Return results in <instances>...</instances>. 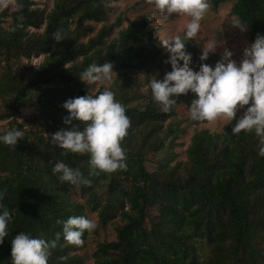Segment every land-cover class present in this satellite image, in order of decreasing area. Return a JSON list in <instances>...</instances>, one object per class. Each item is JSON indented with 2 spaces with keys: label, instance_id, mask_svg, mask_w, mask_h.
Returning <instances> with one entry per match:
<instances>
[{
  "label": "trees",
  "instance_id": "trees-1",
  "mask_svg": "<svg viewBox=\"0 0 264 264\" xmlns=\"http://www.w3.org/2000/svg\"><path fill=\"white\" fill-rule=\"evenodd\" d=\"M118 1L54 0L46 12L34 8L33 0H16L9 27L0 23V99L10 107L6 111L0 104V134L12 128L23 132L15 146L0 144V206L11 216L0 264H11L10 242L18 232L48 241L69 216H85L83 206L71 200L74 185L52 175L57 160L90 179V185H78L79 191L102 225L117 217L123 221L115 228V240L97 245L94 264H264V157L257 155L258 138L251 131L232 135L235 121L221 133L195 129L188 159L179 162L181 125L208 121L185 120L175 111L188 110L191 93L176 97L167 113L153 101L148 81L151 76L162 79L171 68L148 20L130 22L107 41L122 25L119 16L88 37L92 24L105 22L109 5ZM210 3L214 8L231 3V14L248 27L252 42L264 35V0ZM57 31L60 42L52 39ZM185 43L190 67L198 70L202 62L194 45ZM40 56L38 67L21 63ZM219 59L212 55L203 63L214 65ZM106 61L116 72L108 90L129 119L120 141L126 169L89 175L87 153L61 155L63 150L51 145L45 133L71 127L62 123L67 115L62 103L85 95L87 85L78 75ZM29 71L33 77L27 79ZM135 71L144 75L143 81L133 77ZM37 87L45 88L32 93ZM27 102L36 111L24 118L20 112ZM149 162L156 169L148 170ZM87 237L85 231L81 244L69 245L61 236L47 264H83L79 252ZM201 245L208 248L203 257Z\"/></svg>",
  "mask_w": 264,
  "mask_h": 264
},
{
  "label": "clouds",
  "instance_id": "clouds-1",
  "mask_svg": "<svg viewBox=\"0 0 264 264\" xmlns=\"http://www.w3.org/2000/svg\"><path fill=\"white\" fill-rule=\"evenodd\" d=\"M150 4L155 13L164 17L175 13L190 18L184 25L182 36L158 35L157 46L167 53L165 63L171 70L166 71L162 79L151 76L148 81L153 101L167 113L175 105L176 97L191 93L194 98L190 101L188 114L193 121L222 119L232 123L237 109H243V114L232 124L231 134L253 132L258 138L257 155L264 157V35L257 34L253 42L243 49L239 63L232 59L233 53L226 47L214 65L203 63L219 45L215 41H206L199 55L202 63L198 70H193L185 41L197 36L200 21L208 8L207 0H150ZM228 24L241 32L246 28L235 18ZM52 39L56 42L63 40L59 31L53 33ZM113 74L116 75L113 65L106 61L90 64L78 77L85 84H93L110 82ZM61 107L67 113L62 123L71 127L58 129L50 136L47 134L49 143L63 150L61 155L87 153L89 175L126 169L120 141L126 135L129 119L111 90L105 88L97 95L87 91L83 96L65 100ZM22 137L21 130L12 128L0 134V144L15 146ZM51 173L58 181L70 185L88 186L91 183L79 168L69 167L60 160L52 166ZM0 199H3L2 192ZM10 220L9 210L0 206V244L7 236ZM94 227L91 219L80 215L69 216L62 222L61 231L48 241L18 232L10 242L11 264H47L50 249L57 246L56 241L61 236L67 244L79 245L85 231Z\"/></svg>",
  "mask_w": 264,
  "mask_h": 264
},
{
  "label": "rangeland",
  "instance_id": "rangeland-1",
  "mask_svg": "<svg viewBox=\"0 0 264 264\" xmlns=\"http://www.w3.org/2000/svg\"><path fill=\"white\" fill-rule=\"evenodd\" d=\"M35 6L34 8H39L45 10L46 12H50L54 6V0H33ZM208 8L205 10V13L200 21V28L198 30V34L192 40L194 45L196 54L200 55L201 49L204 43L215 41L218 45L214 53H210L208 57L212 55H217L219 58L223 54L224 48H228L232 53V59L239 63L242 58L243 49L252 43L248 33V27L246 26L245 31L241 32L239 29L232 27L229 21L232 18L238 20L235 16L231 14L232 4L227 3L221 5L219 8H214L210 3V0H207ZM17 4L16 0H3V3H0V23L1 26L7 29L12 22L11 14L16 9ZM110 10L107 15V20L103 23H93L94 31L89 34L88 37H94L98 31L101 29L103 25H112L116 19L120 16L123 21L120 28H116L113 30L112 35L107 38V41H111L113 38L117 37V33L119 30L128 26V24L134 20H143L146 19L149 21V26L154 29V37L156 42H158V35L166 36L170 34L183 35L184 25L190 19L189 17L182 14H172L171 16L164 17L159 13H155L154 9L151 7L150 0H119L118 2L111 3L109 5ZM5 13V15H4ZM239 21V20H238ZM31 31H35L32 29ZM43 29L38 32H42ZM85 39L84 41H86ZM43 61V56L33 57L31 60L22 59V65L38 67ZM116 73V72H115ZM141 72L135 71L133 77L135 79L144 80V75ZM115 74L112 75L110 82H96L93 84H86L88 91L92 94L97 93L101 88H109L112 84ZM139 76V77H138ZM33 77V73L30 71L27 73V79ZM45 87H37L32 90V93H36L37 91L42 90ZM144 91H148L149 89L143 88ZM149 93V92H148ZM5 100L0 99V104L3 108L8 111L10 107L5 103ZM144 103V101H141ZM36 111V108L31 107L28 102L21 109V114L24 118L29 117ZM178 112V115L185 119L191 120L188 114V110L186 108H178L175 109ZM242 109L238 108L236 111V115L233 118V121L238 119L242 114ZM192 121V120H191ZM232 121V122H233ZM230 124L228 121H224L222 119H217L211 122L202 123L200 125L194 124H185L181 125V128L184 129V132L179 139V143L181 144L177 148V152L179 154L178 161L186 162L187 157V149L190 146L191 138L194 133V130L208 129L212 133H221L223 132L227 126ZM38 130V129H35ZM56 130L51 129L45 133L47 138ZM48 134V135H47ZM152 158V156H150ZM147 168L150 171H153L155 165L152 162L147 164ZM69 193L71 196V200L81 206H83V212L85 216L93 221L95 227L88 231V237L86 242L83 244L82 250L79 252V255L82 257L83 264H94L95 258L94 254L97 249V245L99 243H103L105 241H113L116 239V230L115 228L122 224L123 221L120 217H117L112 223L104 226L100 223L97 214L93 213L90 208L86 205L87 197L82 196L79 191L78 185H74L69 189ZM128 210V208H127ZM208 252V248L204 245H201L200 255L203 257Z\"/></svg>",
  "mask_w": 264,
  "mask_h": 264
}]
</instances>
